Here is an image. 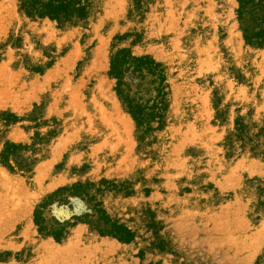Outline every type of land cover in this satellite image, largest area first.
Returning a JSON list of instances; mask_svg holds the SVG:
<instances>
[{
    "label": "rangeland",
    "instance_id": "1",
    "mask_svg": "<svg viewBox=\"0 0 264 264\" xmlns=\"http://www.w3.org/2000/svg\"><path fill=\"white\" fill-rule=\"evenodd\" d=\"M263 136L264 0H0V264H264Z\"/></svg>",
    "mask_w": 264,
    "mask_h": 264
},
{
    "label": "bare ground",
    "instance_id": "2",
    "mask_svg": "<svg viewBox=\"0 0 264 264\" xmlns=\"http://www.w3.org/2000/svg\"><path fill=\"white\" fill-rule=\"evenodd\" d=\"M4 29V28H3ZM190 43V42H189ZM31 48V47H30ZM48 80V79H47ZM15 97V96H14ZM257 128V125L256 123L254 125H251L249 126L245 132H244V138L243 140H249V139H253L255 138V133H254V130ZM258 129V128H257ZM20 134V133H19ZM262 135H260L259 137H261ZM262 139H264V136L262 138H259V143L257 142L258 144V147L260 148V150H264V142H263V145H262ZM238 142V141H237ZM236 142V143H237ZM262 147V148H261ZM230 149H235V150H239V151H247L249 149V147L246 146V143H244L242 146L240 144H235V146H231ZM237 157V156H235ZM231 163V157L228 158L226 161H225V166L229 165ZM254 168V167H253ZM39 180V179H38ZM5 181V180H4ZM251 195L253 196L254 199H262L264 201V198H260L259 195L256 194V192H252L251 190ZM2 211V210H1ZM6 211V210H5ZM52 264V263H51Z\"/></svg>",
    "mask_w": 264,
    "mask_h": 264
}]
</instances>
